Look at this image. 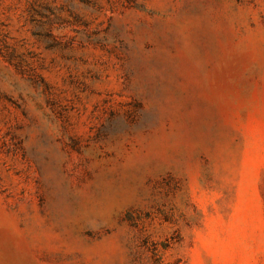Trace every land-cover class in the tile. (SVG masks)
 Here are the masks:
<instances>
[{"label": "rangeland", "instance_id": "374dc122", "mask_svg": "<svg viewBox=\"0 0 264 264\" xmlns=\"http://www.w3.org/2000/svg\"><path fill=\"white\" fill-rule=\"evenodd\" d=\"M0 264H264V0H0Z\"/></svg>", "mask_w": 264, "mask_h": 264}]
</instances>
